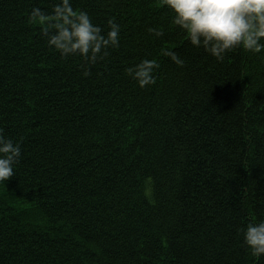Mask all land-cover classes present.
<instances>
[{
	"label": "trees",
	"instance_id": "16d2710c",
	"mask_svg": "<svg viewBox=\"0 0 264 264\" xmlns=\"http://www.w3.org/2000/svg\"><path fill=\"white\" fill-rule=\"evenodd\" d=\"M72 2L121 25L87 76L29 20L54 0H0V131L21 147L0 264H264L241 233L264 219V52L217 61L159 0ZM142 58L143 88L125 72Z\"/></svg>",
	"mask_w": 264,
	"mask_h": 264
},
{
	"label": "clouds",
	"instance_id": "9594fccd",
	"mask_svg": "<svg viewBox=\"0 0 264 264\" xmlns=\"http://www.w3.org/2000/svg\"><path fill=\"white\" fill-rule=\"evenodd\" d=\"M171 13V23L183 30L187 41L203 48L217 61L234 48L246 52H264V0H159ZM29 20L40 26V34L49 47L61 56L78 55L87 63L83 75H89L88 65L101 60L109 48L119 46L121 25L114 18L106 21L107 29L94 24L87 11L73 7L72 0H54L50 11L32 7ZM147 31L162 35L159 27ZM177 64L183 60L173 51L165 50ZM157 62L142 58L125 69L139 87L155 81ZM21 155L19 142L0 131V183L14 175V166ZM242 242L253 256L264 255V219L249 221L241 228Z\"/></svg>",
	"mask_w": 264,
	"mask_h": 264
}]
</instances>
